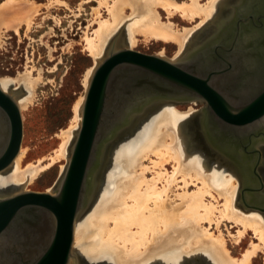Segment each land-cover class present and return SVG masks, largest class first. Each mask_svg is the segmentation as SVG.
Instances as JSON below:
<instances>
[{"label": "bare ground", "instance_id": "bare-ground-1", "mask_svg": "<svg viewBox=\"0 0 264 264\" xmlns=\"http://www.w3.org/2000/svg\"><path fill=\"white\" fill-rule=\"evenodd\" d=\"M200 1L99 0V7L94 9L98 27L93 36L85 38L86 48L95 61L94 67L86 72V88L95 67L117 36L127 37L129 48L136 46L139 36L145 42L175 43L179 47L174 59L177 60L186 55V45L193 36L196 38L190 44L195 46L206 34L217 35L219 29L225 30L223 23L232 17L233 9L218 17L227 7H223V0H209L204 5ZM4 4L14 9V16H0V26L16 33L23 23L30 28L40 10L38 3L29 0H6ZM101 7L106 8L109 18L101 17ZM158 8H163L169 18L179 15L189 23L197 18L201 21L193 29H179L171 20L166 23L161 20ZM207 24H210L208 33L204 27ZM197 30L201 33L192 35ZM30 76L25 74L16 80L27 94L25 98L16 96L22 110L33 103L40 80ZM12 84V80H0L5 92L12 93L9 92ZM83 103L82 96L75 103L71 124L57 134L61 143L52 154L24 167L28 152L21 148L13 165L0 173V193H8L14 187L18 188L16 192L24 190L28 184L36 183L42 172L63 159L69 160V149L81 128ZM154 106L143 111L136 118L135 127L124 131L115 142L111 170L98 187L89 210L76 221L74 258L69 264H99L105 259L114 264H251L260 253L264 254V213L241 204L242 185L235 172L227 170L221 160L209 159L193 148L186 124L191 112H180L175 102ZM133 116H126L125 121ZM260 126L264 127V122ZM260 149L264 153V146ZM45 160L48 162L43 163ZM247 200L264 204V196L260 194ZM225 221L240 226L232 236L235 244L249 230L258 241H252L241 257H234L228 247V239L220 227Z\"/></svg>", "mask_w": 264, "mask_h": 264}, {"label": "water", "instance_id": "water-1", "mask_svg": "<svg viewBox=\"0 0 264 264\" xmlns=\"http://www.w3.org/2000/svg\"><path fill=\"white\" fill-rule=\"evenodd\" d=\"M231 8L224 35L223 29L210 33L177 60L132 50L122 35L112 41L93 71L81 128L55 189L0 193V264L20 263L19 255L28 264H69L76 221L96 196L110 147L143 111L166 102L204 104L199 118L206 141L240 176L243 206L264 213L263 203L247 200L264 196V127H258L264 122V0H237ZM17 95L0 87V173L22 148Z\"/></svg>", "mask_w": 264, "mask_h": 264}, {"label": "rangeland", "instance_id": "rangeland-1", "mask_svg": "<svg viewBox=\"0 0 264 264\" xmlns=\"http://www.w3.org/2000/svg\"><path fill=\"white\" fill-rule=\"evenodd\" d=\"M29 1H34L40 5L39 13L34 18L30 28L23 23L19 28V33H16L13 30H6L5 26H0V80L7 79L13 81L9 92H19V96L22 95V97L25 98V96H27L26 90L20 86L16 80L25 74H31L30 77L33 79H40L35 89V99L33 103L30 104L26 110L21 109L24 123L22 147L28 152L27 157L22 163L24 167H26L28 163H34L47 157L57 149L61 143V139L59 140L57 134L71 124V120L74 116V106L77 100L82 96L85 100L87 90L84 84L85 75L88 69L94 67L95 64L94 58L86 48L85 38L88 35L93 36L95 29L98 27L97 22L94 21L96 18L94 13L99 7V0H59V2L58 0ZM176 1L184 3L190 0ZM208 1L209 0H201L200 3L204 5ZM236 1L237 0H223V7H225V5L227 7L221 14L219 12L218 17L219 15L221 16L228 13V9L230 10L231 5ZM5 2L6 0H0V16L2 18H12L14 16V9L12 10L4 6ZM162 9L163 8L157 9L161 20L164 23L171 20L179 29L185 27L193 29L198 26L201 21L200 18H197L189 23L179 15H174L169 18L168 13ZM100 12L102 18H109L105 7H101ZM127 13L129 14L130 10H127ZM226 16L227 15H225L223 19L226 18ZM204 27L205 29L208 28V33L210 24ZM198 32L200 31L197 30L192 35H196ZM195 38V36L190 38L184 54L190 48L194 47V44L191 45L190 43L195 40ZM137 39L138 43L136 46L130 47V49L147 55H163L161 57L170 60H174L178 56L177 51H179V47L175 43H164L155 40L145 42L143 36H139ZM124 41L129 47L127 37ZM175 104L180 112H191V117L186 124L187 132L193 139V148H198V151L209 159L211 158L214 161L217 159L221 160L224 163L222 165L224 167L226 166L225 168L227 170L236 173L232 165L210 147L202 133L199 116L204 108V104L198 102ZM114 145L115 143L110 147L108 152L106 158L107 162L105 163L104 172L102 174V181L111 170V153ZM46 162H48V160H45L43 163ZM67 164V159H63L56 163L50 169L42 172L40 175L41 177L34 181L36 183L28 184L25 190L33 192H49L50 190H54ZM169 171H172L171 166H169ZM259 171L264 180V160H262ZM236 174L238 175V173ZM238 177L242 185V180L239 175ZM242 188L243 185L241 186V189ZM17 189L18 188L14 187V189H12L13 191L10 190L11 192L8 191V193H15ZM239 201H241L242 204V197H239ZM229 223L230 222L225 221L220 226L222 228L221 231L228 239V247L232 255L238 258L249 248L252 241L256 243L258 241L253 237L254 234L252 231L249 230L241 240L242 243L235 244L232 240V236L237 234L240 226ZM213 230L218 232L216 228ZM83 263L87 264V262ZM99 264L114 263L110 259H105ZM184 264L201 263L188 262ZM251 264H264V254L260 253L258 257L253 259Z\"/></svg>", "mask_w": 264, "mask_h": 264}, {"label": "flooded vegetation", "instance_id": "flooded-vegetation-1", "mask_svg": "<svg viewBox=\"0 0 264 264\" xmlns=\"http://www.w3.org/2000/svg\"><path fill=\"white\" fill-rule=\"evenodd\" d=\"M249 203H254V202H252V200L251 201H249ZM255 204H257V203H255ZM17 253L16 252V250L14 249L13 251H10V253ZM19 257H20V263L16 260V261H14V263L13 264H28L29 263V261H27V260H22L21 258H23V256L22 255H19Z\"/></svg>", "mask_w": 264, "mask_h": 264}]
</instances>
